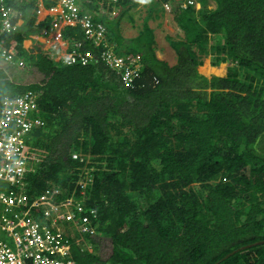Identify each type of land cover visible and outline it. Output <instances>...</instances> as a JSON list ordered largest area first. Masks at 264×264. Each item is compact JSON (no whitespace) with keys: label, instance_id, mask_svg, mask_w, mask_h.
Masks as SVG:
<instances>
[{"label":"trees","instance_id":"trees-1","mask_svg":"<svg viewBox=\"0 0 264 264\" xmlns=\"http://www.w3.org/2000/svg\"><path fill=\"white\" fill-rule=\"evenodd\" d=\"M200 1L196 9L152 0L131 37L124 30L135 26L137 0L77 1L137 68L130 82L81 25L64 27L63 37L95 51V63L54 60L40 42L29 50L25 40L46 35L54 19L37 18V0L5 1L15 12L12 31L0 33V106L29 94L42 124L30 132L26 188L15 191L49 189L75 210L83 205L90 231L69 236L79 264H264V0ZM164 3L182 32L167 35L173 64L158 56L148 23ZM208 56L228 62L225 76L200 69Z\"/></svg>","mask_w":264,"mask_h":264},{"label":"built area","instance_id":"built-area-1","mask_svg":"<svg viewBox=\"0 0 264 264\" xmlns=\"http://www.w3.org/2000/svg\"><path fill=\"white\" fill-rule=\"evenodd\" d=\"M3 1L5 0H0V3ZM77 1L39 0V10L46 12L44 18L51 16L54 19L45 35L54 39L50 47L51 56L70 65L85 66L98 61L99 55L92 49L83 51L78 41L69 42V39L63 37L64 27L81 25L85 28L87 38L93 40L96 45L103 46L99 57L108 66L122 72V78L130 82L137 68L126 64L125 58L110 45L104 23L95 20L91 13H80ZM179 1L183 8L194 4L193 0ZM104 2L105 0H101L102 4ZM165 8L170 10V4L166 3ZM14 12L12 5L4 7L5 17H0L1 31H12L14 27L11 14ZM2 54L6 59L21 66L25 64L8 50H4ZM35 107V100L29 94L3 98L0 106V235H4V240L0 241V264H79L72 257L70 240L63 229V223H74L81 232H89L91 220L89 214L83 215V205L78 204L75 210L72 199L57 201L53 191L49 189L34 197L28 194L23 197L15 191L16 187L24 185L21 187L26 188L27 185L26 177L32 158L28 136L36 125H40V120L30 111L36 109ZM6 187L12 188V191L5 189ZM25 206L26 211H17L18 207ZM29 212L37 218H40V215L44 218L42 219L47 225L46 233L41 223L28 215ZM53 231H56L58 236H64L66 240L48 243V238L54 234ZM47 252H60L67 256V260L55 262L46 256Z\"/></svg>","mask_w":264,"mask_h":264},{"label":"rangeland","instance_id":"rangeland-1","mask_svg":"<svg viewBox=\"0 0 264 264\" xmlns=\"http://www.w3.org/2000/svg\"><path fill=\"white\" fill-rule=\"evenodd\" d=\"M145 1H146L147 6L145 8H142L141 5L145 4ZM137 2L139 3V0H137ZM151 4H152V0H148V1L142 0L139 4H137L138 6H136V9L134 8L132 10V13L129 15V19L135 26L133 28V26H131L130 24H127L128 26H127L126 30H124V33L126 35L132 36V35H135L137 32H139V33L141 32L142 28H141V26H139V24L142 21L141 19L143 17V14H146L145 9L148 7L147 8V13H148V9H149V7H151ZM208 5L210 8H212V7L214 8L216 6L214 0H209ZM142 12H143V14H142ZM159 14H162V12L159 11ZM45 15H46L45 11L39 10V12L37 13V18L38 19L44 18ZM171 15H173V12L163 11L162 17L160 16V18L163 22H159L158 18H156V19L151 18L148 20V23L151 27H153L155 29V35H156L157 41H158V45H157L158 56L161 59L167 60L169 63L173 64L177 61V55H176L174 49L170 46L169 41L167 39V35H172V36L176 37V36H178L177 35L178 33H182V32L180 31L177 24L173 23V21L171 20ZM107 16H109V14H107ZM138 34H136V35H138ZM53 41H54V39H52V37L50 35L44 36V35L33 34L29 39L25 40L24 44L26 45V47L29 50H35L36 47L38 46L37 43L40 42L42 44V46H41L42 50H48L49 52H51L50 47L53 44ZM223 65H225V66H223ZM200 67L201 68L206 67V69H209L210 73L207 74L208 76H212V75H221V76L224 75L225 76L227 74V70H228V62H222L219 65H214L212 63L210 56H208L205 59L204 64ZM216 68H218L219 70L218 69L215 70ZM40 124H41V122H40ZM33 217H35V216H33ZM0 240H4V235H0ZM85 244L87 245V243H85ZM87 247L89 250H93V247L91 246V244H88Z\"/></svg>","mask_w":264,"mask_h":264},{"label":"clouds","instance_id":"clouds-1","mask_svg":"<svg viewBox=\"0 0 264 264\" xmlns=\"http://www.w3.org/2000/svg\"><path fill=\"white\" fill-rule=\"evenodd\" d=\"M37 1H38V10H37V13H38L40 8H39V0H37ZM141 1H142V0H140L139 3H140ZM139 3H138V4H139ZM99 4H100L101 6H105L104 3H103V4L101 3V0H100ZM107 4H108V3H107ZM165 4H166V3H164V8H165ZM179 5L181 6L180 1H179ZM192 5H193L196 9H199V8L201 7V3L190 4L188 7H191ZM136 6H138V5H136ZM181 7H182V6H181ZM188 7H187V8H188ZM105 8H106V9H104L103 13H106V12L109 13V5H106ZM172 8H173L172 6H171L170 10H167V9L165 8V12H173V11H172ZM182 8H183V7H182ZM116 11H119V8L116 7ZM91 14L93 15V13H91ZM93 16H94V15H93ZM100 22H102V21H100ZM102 23H104V22H102ZM72 26H74V25H72ZM104 26H105V28H106V33H107V27H106L105 24H104ZM2 32H6V31H1V30H0V33H2ZM8 33H10V32H8ZM31 36H32V35H31ZM31 36H30V37H31ZM44 36H45V35H44ZM28 39H29V38H28ZM107 39H108V38H107ZM69 42H71V41L69 40ZM24 45H25V44H24ZM25 47H26V46H25ZM94 52H95V51H94ZM95 53H96V52H95ZM96 54H97V53H96ZM120 55H122L124 58H127V57H128L127 54H126V55H123L122 53H120ZM17 58H18L17 60H19V61H20V60L24 61L23 58H22V59H19V57H17ZM54 60H55V59H54ZM59 60H60V59H59ZM61 60H62V59H61ZM24 63H25V62H24ZM17 64H18V63H17ZM91 64H92V63H91ZM18 65H19V64H18ZM74 65H78V64H74ZM80 65H81V64H80ZM89 65H90V64H89ZM20 66H21V65H20ZM22 66H23V65H22ZM83 66H84V65H83ZM85 66H88V65H85ZM41 125H42V124H40V125H36V126H41ZM34 128H35V127H34ZM34 128H33V129H34ZM33 129H32V130H33ZM29 137H30V134H29V136H28V146L30 147V145H29ZM37 195H39V194H37ZM31 197H34V196L31 195ZM40 218H43V217L40 215ZM43 219H44V218H43ZM66 224H67V227H66ZM70 225H74V226L77 227V225H75L74 223H69V222H64V223H63V229H64V231H65V233H66V235H67L68 238H69L70 234H71V235H74V236L76 237L77 234H80V233L82 234V233H83V232L80 231V229H78V230H75V229H72V228H71V229H68V228L70 227ZM81 234H80V235H81ZM77 241L82 242V237H79V238L77 239ZM70 244H71V243H70ZM71 247H72V246H71ZM71 253H72V248H71Z\"/></svg>","mask_w":264,"mask_h":264},{"label":"bare ground","instance_id":"bare-ground-1","mask_svg":"<svg viewBox=\"0 0 264 264\" xmlns=\"http://www.w3.org/2000/svg\"><path fill=\"white\" fill-rule=\"evenodd\" d=\"M6 1V0H5ZM3 1V3H0V17L4 18L5 16L3 15V11H4V7L7 8V4L6 2ZM194 3H201L200 0H193ZM202 4V3H201ZM215 5H216V2H215ZM193 6V5H192ZM16 98V97H15ZM9 153V152H8ZM14 155H15V152H14ZM7 189V187L5 188ZM8 190V189H7ZM57 201H61V200H57ZM32 219L38 221V218L37 217H33V215H31V213L29 212L28 214ZM40 222V221H38ZM41 223V222H40ZM24 230V229H23ZM45 233H46V230H45ZM64 241V238L62 236H58L57 234H52L49 238H48V243H50L51 241L52 242H57V241ZM0 241H3V240H0ZM46 256L48 258H50L51 260L55 261V262H65L66 260L64 259H61L62 256H65L64 254L60 253V252H55V253H51V252H47L46 253ZM67 257V256H65Z\"/></svg>","mask_w":264,"mask_h":264},{"label":"crops","instance_id":"crops-1","mask_svg":"<svg viewBox=\"0 0 264 264\" xmlns=\"http://www.w3.org/2000/svg\"><path fill=\"white\" fill-rule=\"evenodd\" d=\"M148 1V0H147ZM142 6V8H145L147 5H146V1H145V4H143V5H141ZM144 11V10H143ZM146 13V12H145ZM144 16L145 15H143V17H142V19L141 20H143V18H144ZM162 17V16H161ZM152 19H156V18H152ZM158 20H159V22H163L162 20H161V18L160 17H158ZM171 20L173 21V23H175L174 22V19H173V15H171ZM176 24V23H175ZM134 28V27H133ZM136 34H138V32L136 33ZM136 34L135 35H132V36H136ZM129 36V35H128ZM131 37V36H130ZM26 46V45H25ZM158 50V49H157ZM157 54H158V52H157ZM200 69H201V67H200Z\"/></svg>","mask_w":264,"mask_h":264}]
</instances>
